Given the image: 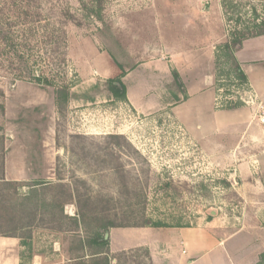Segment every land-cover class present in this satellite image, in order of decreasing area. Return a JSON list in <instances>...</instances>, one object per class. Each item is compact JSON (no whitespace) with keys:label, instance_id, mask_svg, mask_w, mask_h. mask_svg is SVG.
I'll use <instances>...</instances> for the list:
<instances>
[{"label":"rangeland","instance_id":"rangeland-1","mask_svg":"<svg viewBox=\"0 0 264 264\" xmlns=\"http://www.w3.org/2000/svg\"><path fill=\"white\" fill-rule=\"evenodd\" d=\"M198 5L193 14L184 0H0L3 177L6 157L15 165L25 146L40 160L27 162L34 176L47 169L42 144L50 145L53 160L49 180L26 178L3 186L39 225L21 233L28 237L18 245L21 264H32L33 250L47 242L46 236L32 241L37 229L72 238L82 233L94 244L112 230L104 231L108 225L208 223L235 235L226 245L231 253L255 252L256 239L264 243L261 196L241 191L245 180L231 179L241 174L244 159L229 151L210 160L197 132L182 126L197 122L199 108L189 106L185 122L175 115L176 107L187 103L194 70L210 77L217 109L246 108L254 120L256 109L241 101H249L248 88L235 74L232 53L240 46L235 42L264 35V0ZM91 44L108 62L97 61ZM139 84L146 91L145 106L134 108L127 94ZM112 88L124 90V96ZM21 93L30 103L44 96L52 105L19 111L15 97ZM63 93L64 102L57 99ZM258 130L264 134V128ZM46 184L52 186L43 188ZM71 264L153 262L140 248Z\"/></svg>","mask_w":264,"mask_h":264},{"label":"crops","instance_id":"crops-1","mask_svg":"<svg viewBox=\"0 0 264 264\" xmlns=\"http://www.w3.org/2000/svg\"><path fill=\"white\" fill-rule=\"evenodd\" d=\"M200 1L184 0V3L186 8L193 13L194 9L198 10ZM165 4L167 8H171V6L168 7V3L165 2ZM195 16L199 17L198 11ZM90 50L93 51V55L96 54L93 45ZM198 51L199 48L195 50V52ZM210 55L209 52L206 54L208 65L213 59ZM98 57L97 61L100 64L108 62L104 56L98 55ZM199 57L200 55L195 53L193 60ZM232 59L238 79L242 84L251 88L257 99L264 105V35L243 40L240 46L233 51ZM191 65L193 66L194 63ZM195 65L197 66V63ZM181 67L183 68V64ZM191 77L190 85L187 87V103L177 106L175 115L178 119L187 121L190 117L187 108L192 104L199 108L194 114L197 116V122L186 125L182 123V126L187 131L197 132V136L201 137L200 141L201 139L203 141L200 146L210 152V160L216 162L215 157L218 153L229 151L233 152V157L244 159L245 166L243 165L241 174H234L231 179L245 180L241 191L261 196L260 200L263 201L264 208V134L258 132V122L255 119L252 120L251 113L246 108L236 106L230 109H217L215 93L210 88L212 84L210 77L204 79L198 75V72L194 74V70ZM142 88H144L143 84H139L131 88V92L127 94L134 108L145 106L146 91ZM141 90L143 93L135 94ZM15 98L19 111L46 109L52 105L44 96H39L38 102L31 103V100L22 98V93ZM47 147L50 145L42 144L43 161L47 164L43 175L34 176L33 172H30L27 166L29 159L37 164L40 160L31 155L34 151H29L25 146V150H21L18 156H15V165H10L9 156L6 157L5 180L7 182H18L26 178L49 180L53 176L51 165H49L53 160L49 153L51 149ZM31 236L33 242L36 238L41 239V236H46L43 241H47L45 245H42L41 250H33L32 264H71L140 248L149 253L153 264H264V243L256 239L258 247L255 252L244 254L235 251L231 253L226 250V245L234 239L235 235L226 236L223 230L217 229L214 225L210 226L208 223L197 227L112 229L108 232L106 242L99 243L98 240L94 244H91L82 233H77L72 238L66 233H46L37 229L32 232ZM21 240L0 236V264H21V252L18 249ZM69 243L74 244L73 247L68 246ZM99 247H105V250Z\"/></svg>","mask_w":264,"mask_h":264},{"label":"trees","instance_id":"trees-1","mask_svg":"<svg viewBox=\"0 0 264 264\" xmlns=\"http://www.w3.org/2000/svg\"><path fill=\"white\" fill-rule=\"evenodd\" d=\"M65 17L67 16V13L64 14ZM71 19L73 21V17L67 16V18ZM240 45V42H235L234 46ZM45 86H50V83L44 82ZM114 91L115 89L112 88ZM116 96L123 97L124 96V90L123 91H115ZM57 99L59 101H66L67 95L63 93L57 94ZM0 150V158L3 155V152ZM7 184V185H6ZM44 184V183H40ZM9 186V182H6L3 177V160L1 158L0 161V236L1 237H9V238H20L22 240H25L24 237L21 236V233L24 231H31L36 228V226L39 227V225L35 226V214L28 212V214L24 215L25 212V206L23 204H19L18 202L14 201L15 193H7L3 186ZM52 185L46 184L43 185V188L51 187ZM2 187V188H1ZM6 203H9V206H5ZM64 207V204L60 206V209ZM150 226L149 222H145L141 225H129V226H113L108 225L105 226L103 229L104 231H107L108 229H121V228H143ZM54 230V229H53Z\"/></svg>","mask_w":264,"mask_h":264},{"label":"built area","instance_id":"built-area-1","mask_svg":"<svg viewBox=\"0 0 264 264\" xmlns=\"http://www.w3.org/2000/svg\"><path fill=\"white\" fill-rule=\"evenodd\" d=\"M248 90L244 91V96L248 98V102H245L241 99V101L244 104H249L251 107H254L256 109V114L254 116V119L258 122L259 126L264 128V105L257 99V96L255 92L247 87ZM217 102V99H215V103ZM217 105V103H216Z\"/></svg>","mask_w":264,"mask_h":264},{"label":"water","instance_id":"water-1","mask_svg":"<svg viewBox=\"0 0 264 264\" xmlns=\"http://www.w3.org/2000/svg\"><path fill=\"white\" fill-rule=\"evenodd\" d=\"M118 86V84H116ZM108 239V233H106L102 239V242H106Z\"/></svg>","mask_w":264,"mask_h":264}]
</instances>
